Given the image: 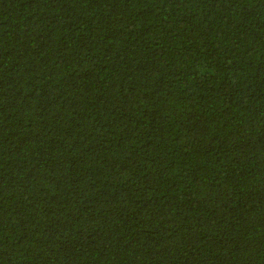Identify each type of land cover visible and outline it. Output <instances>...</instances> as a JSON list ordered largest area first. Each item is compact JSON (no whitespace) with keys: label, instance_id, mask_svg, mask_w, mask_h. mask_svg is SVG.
Returning a JSON list of instances; mask_svg holds the SVG:
<instances>
[{"label":"trees","instance_id":"trees-1","mask_svg":"<svg viewBox=\"0 0 264 264\" xmlns=\"http://www.w3.org/2000/svg\"><path fill=\"white\" fill-rule=\"evenodd\" d=\"M0 264H264V0H0Z\"/></svg>","mask_w":264,"mask_h":264}]
</instances>
